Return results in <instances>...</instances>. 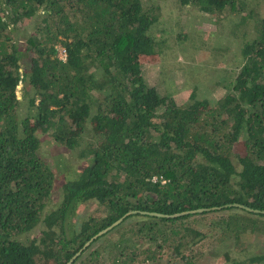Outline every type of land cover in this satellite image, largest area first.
Here are the masks:
<instances>
[{
    "label": "trees",
    "instance_id": "obj_1",
    "mask_svg": "<svg viewBox=\"0 0 264 264\" xmlns=\"http://www.w3.org/2000/svg\"><path fill=\"white\" fill-rule=\"evenodd\" d=\"M238 1L180 4L219 16L240 9ZM159 8L144 0H0V264H67L131 210L149 218L134 237L158 232V247L172 240L176 250H192L195 241L183 237L200 235L190 218L242 209L226 207L235 203L264 210V16L254 36L241 37L244 62L216 105L195 93L178 105L142 71V58L160 53L150 34ZM26 19H34L31 32L19 27ZM40 134L89 159L60 188ZM242 137L238 170L232 151ZM55 190L62 199L42 217ZM212 207L222 208L170 218L141 213ZM243 210L218 221L223 240L264 232L256 219L264 214ZM40 221L43 236L22 239ZM225 257L227 264H264V254Z\"/></svg>",
    "mask_w": 264,
    "mask_h": 264
},
{
    "label": "rangeland",
    "instance_id": "obj_2",
    "mask_svg": "<svg viewBox=\"0 0 264 264\" xmlns=\"http://www.w3.org/2000/svg\"><path fill=\"white\" fill-rule=\"evenodd\" d=\"M144 1L160 6L158 22L150 30L160 53L156 57L142 58V71L147 83L155 86L161 96L172 97L178 105L187 104L192 93L198 99H207L216 105L227 93L226 86L234 79L244 62L241 37L249 34L250 38L256 34L257 19L264 16V0H239L237 6L241 8L237 9L238 12L227 10L219 16L202 12L194 6H184L180 4V0ZM19 25L21 29L31 32L35 26L34 19H26ZM18 34L22 32L19 31ZM17 93L23 100V84L19 85ZM39 137L42 141L40 151L57 173L55 181L58 188L67 179L75 178L77 171L89 163V159L80 157L81 149L70 150L48 134H40ZM243 140L242 137L232 151L238 170L241 169V164L237 155L243 153L240 147ZM63 166L65 169H62ZM61 199L62 190H55L42 217L53 210ZM88 210L89 208L82 209L71 221L78 223L79 216H85ZM237 213L246 215L242 209H222L187 220L188 224L191 222L195 229L201 231L193 239L192 236L183 237L186 243L189 240L195 241L192 250L191 245L176 250L177 243L172 240L169 244L158 247L163 238L158 232H155L152 239L147 231L142 233L141 239L134 237L140 223L149 219L134 214L99 237L98 241L76 259L75 264H188L189 255H193V261L189 264H227V252L237 260L253 254H264V232L249 230L242 232L236 240L233 235L230 236L231 239H222V233L217 227L218 221ZM256 217L260 221L258 226L263 228L264 216ZM175 224L180 226L181 222L177 221ZM73 228L74 226L71 230ZM45 229L46 224L40 221L32 231L21 237L24 240L39 239ZM180 235L181 233L174 239Z\"/></svg>",
    "mask_w": 264,
    "mask_h": 264
},
{
    "label": "water",
    "instance_id": "obj_3",
    "mask_svg": "<svg viewBox=\"0 0 264 264\" xmlns=\"http://www.w3.org/2000/svg\"><path fill=\"white\" fill-rule=\"evenodd\" d=\"M227 206H236L242 209H245L249 212L255 213V214H264V210H259V209H254L251 208L249 206L240 204V203H235L234 205H226ZM219 208L221 209L222 207H212L211 209H206V208H201V209H191V210H187V211H183L180 213H175V214H161V213H157V212H148V211H142L141 213L143 214H148V215H154V216H159V217H177V216H181V215H187V214H197V213H203L206 210H213ZM138 213L137 210H131L128 213H126L124 216H122L121 218H119L117 221H115L114 223H112L111 225L107 226L106 228L102 229L101 231H99L96 235H94L89 241H87L84 245L83 248H86L87 246H89L96 238H98L99 236L107 233L109 230H111L112 228L116 227L117 225H119L125 218H127V216L131 215V214H135ZM83 248L81 250H79L70 260L67 264H72V262L78 257V255L82 252Z\"/></svg>",
    "mask_w": 264,
    "mask_h": 264
},
{
    "label": "built area",
    "instance_id": "obj_4",
    "mask_svg": "<svg viewBox=\"0 0 264 264\" xmlns=\"http://www.w3.org/2000/svg\"><path fill=\"white\" fill-rule=\"evenodd\" d=\"M59 56L63 60H66V58H67L66 51L63 47L59 48ZM154 179H156V178H154Z\"/></svg>",
    "mask_w": 264,
    "mask_h": 264
},
{
    "label": "flooded vegetation",
    "instance_id": "obj_5",
    "mask_svg": "<svg viewBox=\"0 0 264 264\" xmlns=\"http://www.w3.org/2000/svg\"><path fill=\"white\" fill-rule=\"evenodd\" d=\"M103 235H104V234H103ZM101 236H102V235H101ZM101 236H99V237H101ZM99 237H98V238H99ZM98 238H96V239H98ZM96 239H95V240H96ZM95 240H94L93 242H95ZM93 242H92V243H93ZM92 243H91V244H92ZM91 244H90V245H91ZM90 245H89V246H90ZM89 246H87L86 248H83V247H84V246H83V247H82L83 250H82V252L78 255L77 258H79V257L83 254V252H84ZM82 248H81V249H82ZM81 249H80V250H81ZM77 258H76V259H77ZM76 259H75V260H76ZM75 260H74V261H75ZM77 260H78V259H77ZM74 261L72 262V264H75Z\"/></svg>",
    "mask_w": 264,
    "mask_h": 264
}]
</instances>
